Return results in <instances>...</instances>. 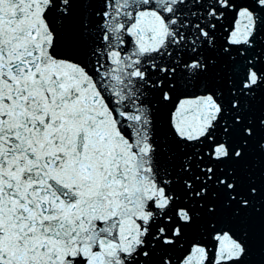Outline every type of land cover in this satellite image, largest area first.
<instances>
[{"label": "snow or ice", "instance_id": "snow-or-ice-1", "mask_svg": "<svg viewBox=\"0 0 264 264\" xmlns=\"http://www.w3.org/2000/svg\"><path fill=\"white\" fill-rule=\"evenodd\" d=\"M0 264H264V0H0Z\"/></svg>", "mask_w": 264, "mask_h": 264}]
</instances>
